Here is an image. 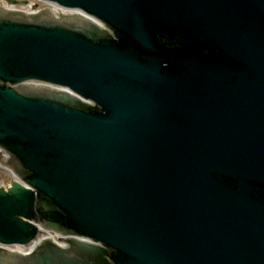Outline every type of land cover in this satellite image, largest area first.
<instances>
[{"label": "water", "instance_id": "95a60500", "mask_svg": "<svg viewBox=\"0 0 264 264\" xmlns=\"http://www.w3.org/2000/svg\"><path fill=\"white\" fill-rule=\"evenodd\" d=\"M54 1L110 32L0 9V242L66 235L0 264H264V0Z\"/></svg>", "mask_w": 264, "mask_h": 264}, {"label": "bare ground", "instance_id": "6f19581e", "mask_svg": "<svg viewBox=\"0 0 264 264\" xmlns=\"http://www.w3.org/2000/svg\"><path fill=\"white\" fill-rule=\"evenodd\" d=\"M4 5H6V4H4ZM8 6L6 5V7H8ZM10 6L13 7V5H10ZM24 7L27 8V9H29L27 5H24ZM21 8H23V7L21 6ZM41 234H45L44 237L50 236V233H47V232H44V233H41ZM36 242L37 241H31V244L14 245V246H15L16 250H19V251L22 250V251H24V250H26L25 247L28 249L31 245L33 246Z\"/></svg>", "mask_w": 264, "mask_h": 264}, {"label": "rangeland", "instance_id": "374dc122", "mask_svg": "<svg viewBox=\"0 0 264 264\" xmlns=\"http://www.w3.org/2000/svg\"><path fill=\"white\" fill-rule=\"evenodd\" d=\"M9 179H11V177L8 175L7 172L0 171V182H1V180L3 182H7Z\"/></svg>", "mask_w": 264, "mask_h": 264}]
</instances>
